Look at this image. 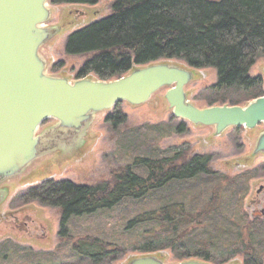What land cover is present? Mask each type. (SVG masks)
Masks as SVG:
<instances>
[{
    "label": "trees",
    "instance_id": "16d2710c",
    "mask_svg": "<svg viewBox=\"0 0 264 264\" xmlns=\"http://www.w3.org/2000/svg\"><path fill=\"white\" fill-rule=\"evenodd\" d=\"M98 2L52 1L55 5ZM110 2V16L67 39V55H93L77 79L93 73L109 81L136 66L180 60L194 69L217 71V83L209 88L210 105L244 106L264 95L263 78L250 75L258 59L264 58V0ZM107 122L118 128L124 118L114 113ZM133 136L126 139L123 151L135 155L112 182L46 181L26 193L30 200L61 211L59 237L70 250L62 263L104 264L132 249L138 256L158 257L170 250L179 261L214 264L216 255H230L228 260L240 255L244 264H264V223L255 224V232L249 227L250 239L243 240L246 224L231 219L245 190L239 178L234 182L214 173L210 156L157 154L145 149L149 146H135L140 135ZM204 176L207 181L202 184ZM106 216L120 224L123 234L139 232L131 249L122 236L117 237V230L107 232Z\"/></svg>",
    "mask_w": 264,
    "mask_h": 264
},
{
    "label": "rangeland",
    "instance_id": "374dc122",
    "mask_svg": "<svg viewBox=\"0 0 264 264\" xmlns=\"http://www.w3.org/2000/svg\"><path fill=\"white\" fill-rule=\"evenodd\" d=\"M111 5L110 0H99L96 5H55L48 2L51 16L46 26L55 28L57 33L42 46L41 55L48 63L50 75L77 80L81 68L93 55H67V39L73 33L110 16ZM165 62L189 68L180 60ZM58 65L60 67L56 69ZM189 69L194 75L186 87L189 102L199 108L222 106L219 102L210 105L209 99V88L217 83V71L211 68ZM250 75L261 76L264 81V58L258 59ZM86 78L98 79L93 73ZM166 92L167 89L159 91L148 103L139 106L119 103L112 111L124 118V124L118 128L111 126L106 119L108 114L103 113L88 124L84 133L67 143L61 141L59 145L51 147L49 140L47 143L50 144L42 149V154L27 169L15 177L0 181V264H89L84 261L62 263L70 250L59 237L61 211L30 200L26 193L46 181H70L81 185L112 182L122 167L131 162L130 156L135 155L124 152L123 148L128 146L126 142L132 140V135L136 137L138 134L139 142L135 146H149L145 149L155 150L157 154H181L187 158L207 155L211 158V170L222 179L234 178V182H238L239 178L245 190H242L243 199L237 201V213L231 219L240 226L246 224L242 239H250L249 227L252 226L255 232V224L264 223V154L254 153L264 127L258 126L252 130L230 128L217 135L214 127L195 126L175 117L166 101ZM55 123L54 120L46 121L38 135L50 129L52 143H58L54 137ZM217 178L213 179L214 182ZM206 181L205 176L200 180L202 184ZM105 222L107 232L111 233L113 229L115 233L117 230V237L122 236L120 240L131 249V242L137 240L139 232L123 234L120 224L110 221L108 216ZM138 255L132 249L127 250L119 258L104 264H129ZM158 255L166 263L179 262L170 250ZM229 256L216 255L214 264L224 261H228L226 264H244V258L240 255L231 260H228Z\"/></svg>",
    "mask_w": 264,
    "mask_h": 264
},
{
    "label": "water",
    "instance_id": "95a60500",
    "mask_svg": "<svg viewBox=\"0 0 264 264\" xmlns=\"http://www.w3.org/2000/svg\"><path fill=\"white\" fill-rule=\"evenodd\" d=\"M49 1L0 0V181L27 169L49 140L51 147L61 141L67 143L84 133L97 115L122 102L146 104L165 88L166 101L175 117L196 126L214 127L217 135L230 128L264 127V95L245 106L199 108L189 102L186 94L193 72L173 63L142 66L109 81L87 78L71 82L49 75L41 56L42 46L57 33L55 28L46 27L51 16ZM49 120L57 122L54 137L58 143H52L49 129L38 135ZM254 153L264 154V131ZM129 264L170 263L145 255ZM171 264L210 263L186 260Z\"/></svg>",
    "mask_w": 264,
    "mask_h": 264
},
{
    "label": "flooded vegetation",
    "instance_id": "af4514ba",
    "mask_svg": "<svg viewBox=\"0 0 264 264\" xmlns=\"http://www.w3.org/2000/svg\"><path fill=\"white\" fill-rule=\"evenodd\" d=\"M107 114H108V117H109L110 115H114V113H112V112H109V113H107ZM108 117H107V118H108ZM107 118H106V119H107Z\"/></svg>",
    "mask_w": 264,
    "mask_h": 264
}]
</instances>
